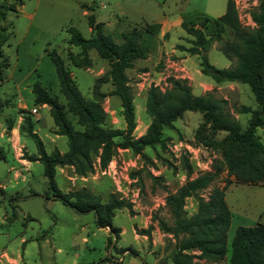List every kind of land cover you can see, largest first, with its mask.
I'll list each match as a JSON object with an SVG mask.
<instances>
[{
	"label": "rangeland",
	"instance_id": "1",
	"mask_svg": "<svg viewBox=\"0 0 264 264\" xmlns=\"http://www.w3.org/2000/svg\"><path fill=\"white\" fill-rule=\"evenodd\" d=\"M232 1L241 26L252 29L251 14L260 0ZM224 11L225 0H0V264H120L112 259L116 256L114 250L116 253H120L118 250L137 253L125 256L124 264H155L157 256L149 250L154 249L153 241L160 239L164 250H170L169 238L160 232L151 218L157 214L170 224L164 199L186 181L181 159L177 161L173 157V145L202 146L194 137L202 124L199 113L186 112L174 122L173 129H165L163 148H145L140 155L127 150L116 151L114 159L135 161L137 171L133 172L132 179L140 190L141 208L140 211H115L112 226L121 231L117 241L108 229L96 228L92 213L77 214L59 201L44 198L47 185L43 167L38 162L29 161L37 154L34 143L26 134L24 121L27 117L31 119L33 132L41 140L47 154L53 150L61 154L67 151L66 138L55 135L56 128L49 108L35 105L32 90L37 84L49 96L65 104L49 58V53L55 51L80 95L85 100L92 99L94 81L108 70V62L90 50V67H76L72 58L78 56L80 50L68 44L67 29L75 28L88 39L90 29L87 18L93 15L96 22L103 23L104 33L117 44L121 43L122 34L142 31L147 25L159 23L166 30L161 37L158 34L152 38L153 44L146 59L135 61L132 68L126 71L133 91L134 137L143 133L150 122L144 106L149 84H158L164 91L169 78L185 80L196 96L210 93L214 98L224 100L229 112L245 127L250 114L240 113V107L257 110L248 87L238 83L216 85L202 76L198 56H190L185 51L191 47L193 38L176 23L194 14L217 18ZM200 24V21L192 22L195 28H200ZM230 38L231 33H223L220 41L213 42L205 53L209 63L218 69L228 68L234 63L220 51L221 43ZM142 79H145L143 83ZM99 90L107 94L102 101L106 113L105 126L124 129L120 102L117 97L108 95L112 86L103 84ZM34 108L37 109L36 114L31 113ZM67 116L78 128L75 118L70 114ZM262 118L263 126L256 134L264 143V115ZM223 136L224 133H219L216 139ZM206 149V154H198L190 161L192 177L212 171L220 158L212 148ZM202 166H207L209 171H200ZM149 175L158 181H152ZM138 178H141V184H138ZM225 179L226 173H220L202 197L205 198L213 186L222 187ZM227 180L230 185L233 184L224 192L231 212L226 237L229 259L235 230L255 226L264 210V183L243 185L235 183L232 177ZM55 182L62 193L86 188L98 195L102 202H106L110 194L118 198L111 180L99 174L81 179L73 174L70 167L56 168ZM195 206V201L188 199L184 209L189 215ZM151 208L154 209L151 211ZM260 223L264 224V214ZM150 227L151 238L144 236L147 245L135 239L134 234L141 238L140 231ZM157 264H165V259Z\"/></svg>",
	"mask_w": 264,
	"mask_h": 264
},
{
	"label": "trees",
	"instance_id": "2",
	"mask_svg": "<svg viewBox=\"0 0 264 264\" xmlns=\"http://www.w3.org/2000/svg\"><path fill=\"white\" fill-rule=\"evenodd\" d=\"M254 23L252 29L241 26L232 0H228L223 15L210 18L203 14H194L184 18L181 29L193 38L191 47L185 49L190 56H198L200 74L216 85L238 83L248 87L257 110L240 107V113L250 114L245 127L229 112L226 102L216 99L210 93L196 96L185 80L168 79V87L161 91L149 87L145 94V113L150 122L145 133L135 138L132 134L136 127L133 91L126 74L137 60H145L152 38L160 32V24L147 25L142 31H131L121 35L117 44L104 33L103 23L96 22L93 15L87 18L90 37L85 39L75 28H68V44L79 48L78 56L72 58L76 67L89 68L88 51L92 50L98 58L108 62V70L94 81L92 99L85 100L79 93L69 71L55 51L49 53L54 66L59 89L65 99L61 104L51 97L39 85H34V103L47 106L56 128L55 135L67 140V151L53 150L47 154L41 140L33 132L30 118H25L26 134L34 143L36 156L30 162H38L43 167L47 192L44 198L53 199L69 207L77 214L92 213L98 229H108L114 238L119 239V229L112 226L115 211L127 209L130 205L110 194L106 202L86 188L62 193L56 186V168L70 167L73 174L86 178L94 172V167L105 169L114 158L118 149L127 150L135 155L142 154L145 148L164 147L163 131L173 129V124L186 112L199 113L202 124L195 132V139L205 148H212L219 154L212 171L192 177V167L187 158L180 160L186 181L173 193L166 195L164 207L170 218V224L154 214L152 223H156L162 234L169 235L174 241L172 264H195L194 259L206 264H264V224L257 223L250 228L238 227L230 244V257L227 258V231L231 221V212L226 204L224 192L232 177L237 184L258 185L264 183V143L256 134L263 126L264 115V0L251 14ZM200 21V28L192 22ZM188 23H191L190 25ZM231 33V38L221 43L222 55L233 65L218 69L211 65L206 52L213 42H219L223 33ZM184 50V48H180ZM110 84L108 95L115 96L120 102L124 129L105 126L106 113L102 101L107 96L100 92V86ZM68 114L75 118V128ZM224 133L221 139L216 135ZM226 173L222 187L213 186L207 196L202 193L210 188L217 176ZM133 178V173H131ZM152 181H158L149 175ZM141 184V178H138ZM195 201V212L188 215L185 202ZM140 231L149 236V231ZM192 252H198L197 256ZM107 261V260H106ZM81 264H101L81 263Z\"/></svg>",
	"mask_w": 264,
	"mask_h": 264
},
{
	"label": "built area",
	"instance_id": "3",
	"mask_svg": "<svg viewBox=\"0 0 264 264\" xmlns=\"http://www.w3.org/2000/svg\"><path fill=\"white\" fill-rule=\"evenodd\" d=\"M143 77L146 76L144 75ZM144 81L145 79H142L141 83H143ZM149 85V87L153 86L160 89L158 84L153 83ZM31 113L36 114L37 109L34 108L33 110H31ZM206 151L207 149L200 145L190 146L177 143L173 145L172 154L174 159H176L177 161H179L182 157H185L190 162L196 159L198 154H206ZM205 170L209 171V168L207 166H202V168H200V171ZM135 171H137L135 161H124L120 158L116 160L113 158L112 161L108 164V166L103 170L95 166L94 172L91 175L99 174L101 176L109 178L115 187V191L118 194V199L124 200L130 205L131 209L136 211L140 208V190L138 187L135 186V181L131 177V173Z\"/></svg>",
	"mask_w": 264,
	"mask_h": 264
},
{
	"label": "crops",
	"instance_id": "4",
	"mask_svg": "<svg viewBox=\"0 0 264 264\" xmlns=\"http://www.w3.org/2000/svg\"><path fill=\"white\" fill-rule=\"evenodd\" d=\"M227 1L228 0H225V8H226V4H227ZM225 12V11H224ZM224 14V13H223ZM182 22V20L180 19V20H178L176 23H177V25H180V23ZM159 24V23H158ZM166 32V30H164V29H162L161 28V26H160V32H159V37H161L164 33ZM144 101H145V97H144ZM145 131H146V129H145ZM145 131L143 132V133H138L136 136H135V138H138V137H140V136H142L144 133H145ZM81 179H83V178H81ZM231 185H233V184H231ZM231 185H229L227 188H226V190L227 189H229L230 187H231ZM47 201H52V202H54L55 200H53V199H47ZM225 201H226V198H225ZM227 204V203H226ZM154 208H151V211L153 210ZM141 210V208H139L138 209V211H140ZM192 212L194 213L195 212V207L193 208V210H192ZM192 213V214H193ZM263 214H264V210L260 213V215L258 216V219H257V223H260V220H261V218H262V216H263ZM189 215H191V214H189ZM262 224V223H261ZM151 230H152V228L150 229V231H149V236H147V235H141V238H138V236L137 235H135L134 234V232H133V234H134V237H135V239L137 240V241H139V242H142L143 244H146V237L148 238V239H150L151 238ZM120 234H121V231L119 230V238H120ZM153 234V233H152ZM163 235H165V234H163ZM144 236H146V237H144ZM168 238H169V241H170V245H171V248H170V250H164V247H163V243L162 242H160V239H157V240H155V241H153L152 242V245H153V247H154V249H149L150 250V252L154 255V254H156L155 256H157L156 257V259H155V264H157V263H160V261L162 260V259H165V264H168V263H170V264H172V262H171V255H172V249H173V244H174V241L171 239V237L169 236V235H166ZM145 239V240H144ZM83 242H85V239H83ZM147 245V244H146ZM147 248H148V246H147ZM158 249H161V250H158ZM115 251V254H116V256H115V258H114V256H113V258L112 259H114L115 261H117L118 263H120V264H124V262H125V259H124V257L125 256H128V255H133V256H135L137 253L135 252V251H131V250H118V251H120V253L118 252V253H116V250H114ZM58 252H60V250L58 249ZM118 254V255H117ZM192 254L193 255H195V256H197L199 253L198 252H192ZM196 262H198V264H206L204 261H201V260H198V259H194V263L196 264ZM74 264V263H73ZM81 264V263H80Z\"/></svg>",
	"mask_w": 264,
	"mask_h": 264
}]
</instances>
